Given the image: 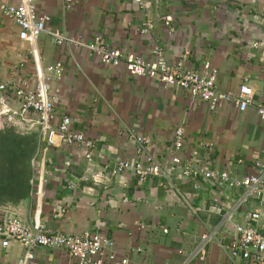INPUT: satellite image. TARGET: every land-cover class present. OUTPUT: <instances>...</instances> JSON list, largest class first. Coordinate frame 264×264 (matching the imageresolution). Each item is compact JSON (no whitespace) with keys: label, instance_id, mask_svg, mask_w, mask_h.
Listing matches in <instances>:
<instances>
[{"label":"crops","instance_id":"0c3cea01","mask_svg":"<svg viewBox=\"0 0 264 264\" xmlns=\"http://www.w3.org/2000/svg\"><path fill=\"white\" fill-rule=\"evenodd\" d=\"M5 2L0 0V8ZM141 2L72 0L67 9L64 0H34L37 12L50 17L49 31L86 41L99 38L110 49L144 59L158 45L171 64L187 51L188 69L202 71L208 62L217 71L218 89L235 91L246 84L255 102L264 103V0ZM164 17L171 18L172 33ZM145 22L153 29L141 34ZM55 62L62 65L59 80L45 71ZM43 71L57 96L56 117H70L72 128L85 131L97 149L89 164L81 148L64 146L56 135L52 142L38 144V133L11 131L29 142L32 170L20 195L0 189L2 212L53 233L105 235L117 255L105 264H120L122 258L137 264H181L193 257L203 234L211 237L204 258H191L189 264H245L232 258L226 245L236 239L237 224L254 223L264 232V199L248 198L236 207L244 194L241 187L184 177L171 166L170 153L179 126L184 132L180 158L192 168L226 171L234 181L253 175L254 163H264V123L253 109L239 112L223 103L211 110L184 90L157 78L130 76L123 67L104 66L87 50L58 47L46 34L31 55L28 44L18 39L16 25L0 13V84L31 90L36 73ZM5 97L6 108L17 111V100ZM3 118L8 116L0 115V140L9 132ZM129 135L141 136L144 155L170 176L139 183L131 170L109 175L105 166L134 161ZM97 173L105 176L102 184L91 180ZM254 212L257 222L250 221ZM22 253L17 244L0 249V264H15ZM32 264L75 261L65 250L37 248Z\"/></svg>","mask_w":264,"mask_h":264},{"label":"built area","instance_id":"2783aa9c","mask_svg":"<svg viewBox=\"0 0 264 264\" xmlns=\"http://www.w3.org/2000/svg\"><path fill=\"white\" fill-rule=\"evenodd\" d=\"M2 3L0 13L10 19L18 28V39L28 44L31 55L34 54L35 45L43 35H48L53 43L75 49H83L95 55L104 66L123 67L130 76L157 78L163 85L184 90L195 102L206 104L211 110L219 104H230L239 112L253 109L257 117L264 123V103H257L253 97L252 89L246 84L240 85L235 91H222L217 87V71L210 63L204 62L202 71H193L186 67L189 52L185 51L175 63H168L164 53L158 45L153 46L149 59L139 56L125 55L110 49L100 43L99 38L90 41L71 37L66 33L49 31L46 24L50 17L39 14L35 8L34 0H19L17 4L9 0ZM142 5L141 0H134ZM65 8L69 9L72 0H64ZM164 26L168 33L173 32L171 18L164 17ZM153 29L151 22H145L140 27L141 34H148ZM257 44H254L256 46ZM47 74L59 80L62 76V65L55 62L45 69ZM34 88L24 90L0 84V115L18 118L25 125H35L38 128V144L52 142V136L60 138L66 147L77 146L82 149L83 156L90 164L97 149V143L85 131L72 128L73 121L68 116L56 117L54 112L57 96L51 92L50 80L44 76V71L37 72ZM17 100L19 108L13 111L6 108V97ZM183 129L176 127L173 131V141L170 153V164L179 167L181 175L188 178L202 177L210 181H220L228 187H241L243 196L236 207L242 205L248 198L264 199V163L255 162V173L234 181L226 171L201 170L192 168L189 162L180 158L183 150ZM135 143V159L132 163L119 161L113 165L105 166L111 176L131 170L139 183L149 178H164L170 173L150 155H144L145 140L141 136L129 135ZM105 176L101 173L91 176L95 184H102ZM259 214L254 212L250 221L257 222ZM236 239L231 240L226 248L232 258H240L245 264H264V232L259 231L254 223L235 225ZM166 233V230H163ZM211 237L209 234L200 236L194 255L191 258L203 259L206 246ZM17 244L23 249L22 255L15 264H32L34 252L37 248L65 250L75 264H105L116 260L114 242L97 232L84 231L79 234H62L44 230L39 225H28L16 215L8 216L0 210V249ZM179 251V254H182ZM190 258V259H191ZM190 259L183 260L181 264H189ZM120 264H137L128 258L120 259ZM139 264V263H138Z\"/></svg>","mask_w":264,"mask_h":264},{"label":"trees","instance_id":"16d2710c","mask_svg":"<svg viewBox=\"0 0 264 264\" xmlns=\"http://www.w3.org/2000/svg\"><path fill=\"white\" fill-rule=\"evenodd\" d=\"M10 132V131H9ZM8 134H12L13 139H3L0 140V152L3 154H0L1 162H0V176L3 177L0 179V189L7 190L10 189L13 194H19L20 186H23V183H25L28 175L25 172H19L15 173V168L16 165L19 163L23 165L28 164V158H29V153H27V148L29 147V142L22 140L20 137L15 135L14 133L10 132ZM18 138V139H16ZM23 141V143H21ZM15 143H20L22 145H18L15 150L13 148V145ZM27 146V148H26ZM23 160V161H22ZM3 161V163H2ZM16 175V176H15ZM15 179V180H14ZM22 183V184H19ZM8 190V191H10ZM17 191V192H15Z\"/></svg>","mask_w":264,"mask_h":264},{"label":"rangeland","instance_id":"374dc122","mask_svg":"<svg viewBox=\"0 0 264 264\" xmlns=\"http://www.w3.org/2000/svg\"><path fill=\"white\" fill-rule=\"evenodd\" d=\"M3 121H5L6 122V120H4V118H3V120H2V125H5L4 123H3ZM4 127V126H3ZM7 129L11 132H14V129H13V127L12 126H8L7 127ZM9 132V133H10ZM18 135H20V134H18ZM12 137H14V136H12V134H8L7 135V138H9V139H13ZM16 139H18V138H16ZM1 142V141H0ZM21 143H23V141H21ZM18 145H21L20 143H15L14 145H13V148H15V150H17V146ZM21 147H22V145H21ZM23 148V147H22ZM26 148H27V146H26ZM1 149V148H0ZM31 151V146L30 147H28L27 148V153H29ZM0 154H3L2 152H0ZM23 161V160H22ZM0 162H1V158H0ZM2 163H3V161H2ZM29 168H30V170H32V155L29 157V160H28V165L26 166V165H23V163L22 164H20L19 163V165L17 164L16 165V168H15V173L17 174V173H19V172H25L26 174H27V172L29 173ZM16 176V175H15ZM29 176H30V173H29ZM3 177H1L0 176V179H2ZM30 178V177H29ZM15 180V179H14Z\"/></svg>","mask_w":264,"mask_h":264},{"label":"water","instance_id":"95a60500","mask_svg":"<svg viewBox=\"0 0 264 264\" xmlns=\"http://www.w3.org/2000/svg\"><path fill=\"white\" fill-rule=\"evenodd\" d=\"M2 115V114H1ZM18 118L8 117L5 124L8 126H12L14 129V132L16 134H22V133H39L38 128L35 125H25L21 122Z\"/></svg>","mask_w":264,"mask_h":264}]
</instances>
